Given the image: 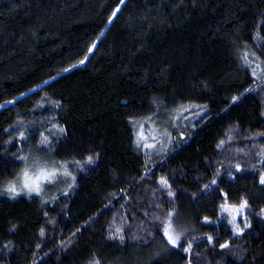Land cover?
<instances>
[{
	"label": "trees",
	"instance_id": "1",
	"mask_svg": "<svg viewBox=\"0 0 264 264\" xmlns=\"http://www.w3.org/2000/svg\"><path fill=\"white\" fill-rule=\"evenodd\" d=\"M261 77L264 0H0V264H264Z\"/></svg>",
	"mask_w": 264,
	"mask_h": 264
},
{
	"label": "rangeland",
	"instance_id": "2",
	"mask_svg": "<svg viewBox=\"0 0 264 264\" xmlns=\"http://www.w3.org/2000/svg\"><path fill=\"white\" fill-rule=\"evenodd\" d=\"M149 120H145L143 124L144 126V134L152 133L154 136L158 135L159 137H162V127H165V123L168 121L165 118H168L166 114L163 112L158 113V115H150ZM165 119V120H164ZM164 120V121H161ZM161 123V124H160ZM140 131V129H139ZM153 136V137H154ZM153 143L152 141L146 139V143ZM55 161L52 160L48 153L44 151H38L35 149H32L30 154L28 155L27 159L25 160V164L23 168L20 170L18 176L11 181L7 182L4 186V191L8 195L13 196H20V195H26L28 197L33 196H39L43 197L44 195H47L51 191L55 190L57 186H60V177H67L68 175H64V170H62L57 163H54ZM43 168L47 171H56V176L51 179V181H40V191L39 193L35 191H29L28 189H25L23 187V172L25 169L29 171V174L35 177L36 174H38L39 170ZM10 185H15L17 191L16 193H12L8 191V188ZM175 233H177V228L173 227ZM183 237V234L180 236V238ZM178 243V242H177Z\"/></svg>",
	"mask_w": 264,
	"mask_h": 264
},
{
	"label": "snow or ice",
	"instance_id": "3",
	"mask_svg": "<svg viewBox=\"0 0 264 264\" xmlns=\"http://www.w3.org/2000/svg\"><path fill=\"white\" fill-rule=\"evenodd\" d=\"M113 15H115V13ZM243 59H244L245 63H250L247 55H244ZM256 67H259V65H257ZM256 75H257L256 70L253 69V76H256ZM261 79H264V77H261ZM184 111H188V109H184ZM61 131H62V129H61ZM221 144H223V141H221ZM20 159L26 160L27 158L26 157H20ZM86 162L91 163L92 157H88ZM64 167L66 168V165ZM237 169L239 170V165H237ZM68 174L69 173L67 171L64 172V175H68ZM55 176H56V171H47V170L41 168L39 170L38 174H36L35 177L33 178V176L29 174V171L27 169H25L23 172V187L25 189H28L30 192L35 191V192L39 193V191H40V183L39 182L40 181H51V179L54 178ZM260 182L262 184H264V177H261ZM160 183L162 186H168L167 180L162 179L160 181ZM212 183L215 184L216 181H212ZM8 191H10L12 193H16L17 189H16L15 185H10L8 188ZM169 195H172V193H169ZM225 200H227V197H225ZM247 206H248L247 201L241 202L238 208L235 206H230L227 203H225V204L221 205V210L225 211V212L242 214L244 212V210L247 208ZM236 219H237V215L234 214L232 216V220L229 222L233 223L239 232H242L243 229H240L239 225L235 223ZM163 231H164V235L167 237L170 244L176 245L177 242L180 240V234L179 233H175V235H173L175 230L172 227V223H171L170 218H169V222L164 226ZM41 234H43V233H41ZM221 247H227V245H221ZM95 264H99V261H96Z\"/></svg>",
	"mask_w": 264,
	"mask_h": 264
}]
</instances>
